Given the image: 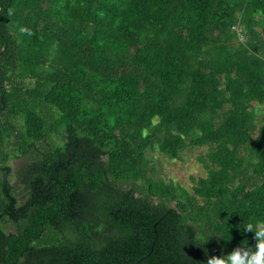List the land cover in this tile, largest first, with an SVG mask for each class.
<instances>
[{
	"label": "trees",
	"instance_id": "1",
	"mask_svg": "<svg viewBox=\"0 0 264 264\" xmlns=\"http://www.w3.org/2000/svg\"><path fill=\"white\" fill-rule=\"evenodd\" d=\"M263 108L264 0H0V264L253 247ZM186 147L206 150L192 191L147 155Z\"/></svg>",
	"mask_w": 264,
	"mask_h": 264
},
{
	"label": "rangeland",
	"instance_id": "2",
	"mask_svg": "<svg viewBox=\"0 0 264 264\" xmlns=\"http://www.w3.org/2000/svg\"><path fill=\"white\" fill-rule=\"evenodd\" d=\"M259 114L260 117H264V108ZM205 152L204 148L186 147L180 152V159L175 160H169L156 149L149 151L147 155L154 160L158 177L172 179L178 185L186 188L188 191H192L194 184L192 179H198L206 174L204 165L198 160V157ZM21 165L22 161L20 160L13 163L14 173Z\"/></svg>",
	"mask_w": 264,
	"mask_h": 264
},
{
	"label": "clouds",
	"instance_id": "3",
	"mask_svg": "<svg viewBox=\"0 0 264 264\" xmlns=\"http://www.w3.org/2000/svg\"><path fill=\"white\" fill-rule=\"evenodd\" d=\"M244 230L254 233L256 243L253 247L243 242L227 255L211 257L208 264H264V224L255 226L249 224L244 227Z\"/></svg>",
	"mask_w": 264,
	"mask_h": 264
},
{
	"label": "flooded vegetation",
	"instance_id": "4",
	"mask_svg": "<svg viewBox=\"0 0 264 264\" xmlns=\"http://www.w3.org/2000/svg\"><path fill=\"white\" fill-rule=\"evenodd\" d=\"M22 161V165L20 166V168H18V170L15 171L14 173V170H13V163L15 161ZM9 165L12 169V172H11V179H10V183L12 185H15L16 184V181H17V178H18V175L21 174L24 170V168L26 167L27 165V161H26V158H20V159H12L11 161H9Z\"/></svg>",
	"mask_w": 264,
	"mask_h": 264
},
{
	"label": "water",
	"instance_id": "5",
	"mask_svg": "<svg viewBox=\"0 0 264 264\" xmlns=\"http://www.w3.org/2000/svg\"><path fill=\"white\" fill-rule=\"evenodd\" d=\"M144 258H142L141 260H143ZM141 260H139V261H137V262H135V263H133V264H139V262L141 261Z\"/></svg>",
	"mask_w": 264,
	"mask_h": 264
}]
</instances>
